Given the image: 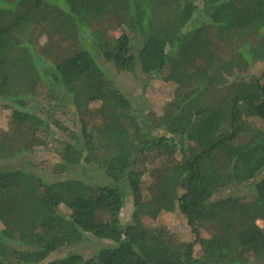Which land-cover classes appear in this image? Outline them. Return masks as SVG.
Listing matches in <instances>:
<instances>
[{"label":"trees","instance_id":"1","mask_svg":"<svg viewBox=\"0 0 264 264\" xmlns=\"http://www.w3.org/2000/svg\"><path fill=\"white\" fill-rule=\"evenodd\" d=\"M0 106V264H264V0H0ZM51 148L53 179L14 165Z\"/></svg>","mask_w":264,"mask_h":264},{"label":"rangeland","instance_id":"2","mask_svg":"<svg viewBox=\"0 0 264 264\" xmlns=\"http://www.w3.org/2000/svg\"><path fill=\"white\" fill-rule=\"evenodd\" d=\"M260 68L261 67H259L258 69ZM262 71H263V68H261L260 71L252 69L248 71V74L250 73L261 74ZM205 73L206 72H204L203 74ZM109 74H110V77L113 78L115 85L132 101L138 103L140 107L141 106L148 107L147 103L142 104L144 103V101L148 100V103L150 105L153 103L155 105L153 108L157 112L160 113V110L164 106L165 99L167 98L168 100V98H171V96L169 97L167 93L172 94L171 93L172 88L165 87V88H162L158 93H156V90H157L156 82L151 85V91H148L145 93V87H144L145 77L138 70L135 73H126V72L116 73L114 70H109ZM205 79L208 80L209 77L205 75ZM161 91L164 94H162ZM10 113L11 111H9L8 108L4 106H0V127L1 128L7 129ZM58 136L61 137L60 134H58ZM28 161H36L37 163H33V165L35 166L34 168H36V165H37L39 167L37 169L41 168V169L46 170V172L43 171L42 173L44 174L45 178L53 179V177H56L50 171L53 170L54 164L57 162H60V160L58 156L56 155V153L54 152L53 148L37 152L36 154L29 155L27 157H21V159H17L14 161V165L20 167ZM86 167L91 168V169H85ZM71 174L74 177H80L85 180H89L92 183H100V182H104L105 180V178L102 176L99 170L93 169V167L91 166H85L84 169L79 168L73 171ZM225 193L227 196L228 193L226 191ZM132 202H133L132 198L127 199V203L125 205V208L122 214V220L124 223L130 221L132 211H133ZM159 224L167 225L174 232H176L177 238L180 241H189V242L194 241L195 236L192 234L191 228L188 226L187 221L184 220L180 214H165L164 213L160 216ZM102 246H105V244L97 243L96 241H89L84 244H80L75 248L64 249L56 254H53L51 259H55L56 257L63 256L71 250L80 251L85 256L90 257L94 255L96 252H98ZM196 251H197L196 256H200L201 249L199 248L198 245L196 246Z\"/></svg>","mask_w":264,"mask_h":264}]
</instances>
